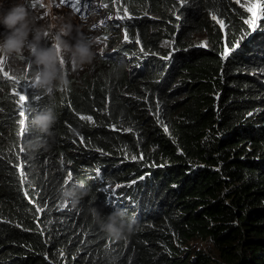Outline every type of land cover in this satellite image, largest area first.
<instances>
[{
  "label": "trees",
  "instance_id": "trees-1",
  "mask_svg": "<svg viewBox=\"0 0 264 264\" xmlns=\"http://www.w3.org/2000/svg\"><path fill=\"white\" fill-rule=\"evenodd\" d=\"M124 1L120 49L135 65L64 69L50 150L25 147L49 99L27 89L18 128L17 106L0 94V264H264V19L248 35L235 0ZM200 33L204 49L189 43ZM72 185L90 190L76 207L60 195ZM114 203L138 222L120 242L92 213Z\"/></svg>",
  "mask_w": 264,
  "mask_h": 264
},
{
  "label": "clouds",
  "instance_id": "clouds-1",
  "mask_svg": "<svg viewBox=\"0 0 264 264\" xmlns=\"http://www.w3.org/2000/svg\"><path fill=\"white\" fill-rule=\"evenodd\" d=\"M36 2L45 6L43 0ZM32 6L33 0H20L4 10V4L0 2V25L8 30L5 38L0 40V69L10 57L20 58L26 52L31 60V87L37 90L40 97L49 99L48 104L33 113L30 121L31 128L39 135L34 141L27 142L25 147L26 151L36 153L50 150L54 143L53 129L57 124L58 114L51 101L56 93L67 89L69 83L63 60L67 58L73 69H83L85 65L92 63L97 53L94 51L95 38L79 32L72 37L73 28L70 23L59 26L38 25L30 12ZM51 6L52 0H49L45 15L51 14ZM52 28H57L54 36L51 34ZM69 38L74 42H70ZM42 41L50 42V46L42 44ZM14 74L19 80L26 78L22 71ZM60 195L63 202L76 207L90 195V190L83 185H72L62 188ZM92 213L100 229L116 242L130 238L138 223L135 216L124 208L114 207V211L107 216H102L96 208L92 209Z\"/></svg>",
  "mask_w": 264,
  "mask_h": 264
},
{
  "label": "rangeland",
  "instance_id": "rangeland-1",
  "mask_svg": "<svg viewBox=\"0 0 264 264\" xmlns=\"http://www.w3.org/2000/svg\"><path fill=\"white\" fill-rule=\"evenodd\" d=\"M4 4V10H7L14 4L20 2V0H0ZM240 3L241 6L248 13L249 18L251 14L247 11L248 7L253 4L264 5L263 0H235ZM49 0H43L45 6H41V3L33 0V6L30 8L31 15L37 20L38 25L48 26L55 24L57 26L61 24L70 23L73 28L72 37H75L77 33H83L86 36L94 37L96 40V46L94 51L97 53L95 59L92 61H98L99 59L114 60L119 63L125 64L128 69L130 66L135 65L132 61V57L124 54L123 50L120 49V45L127 42L126 34L120 27L121 20L129 16V10L124 0H52L51 14L45 15L47 11V4ZM142 14L148 18L156 19L155 16L142 12ZM55 17V19H53ZM57 28L51 29V34L54 36ZM8 34V30L0 25V40H3ZM31 39V36L29 37ZM70 42H74L71 38ZM190 45L193 46H205L207 44L206 37L204 34H195L192 36ZM42 44L50 46V42L42 41ZM163 46H168V43L164 42ZM226 50H224V53ZM135 53V51H134ZM91 63V64H92ZM31 64L30 57L25 52L22 57L17 58L15 56L10 57L4 64V67L0 69V79L10 81V85L2 88L0 86V94L6 93L14 102V106H17L15 116L20 119L18 128L24 125V120L28 115V107L31 103V98L27 94V89L34 90L31 87V76L32 69L29 67ZM64 69L67 70L68 74L79 76L90 67L91 64L85 65L83 69H73L70 61L65 58L63 60ZM22 71L25 74L24 80H19L14 72ZM14 93H19L26 97L25 104L21 105L18 100V96ZM23 109V111H21ZM23 121V122H22ZM19 131V130H18ZM59 167L63 171V176L66 181H70L72 177L71 170L64 163H59ZM49 170L52 171L54 165L48 166ZM70 177V179H69ZM74 180V179H73ZM73 184V183H72ZM118 186V185H116ZM112 186H99L98 192L102 194H111V191L116 187ZM115 204V203H114ZM112 204L111 207L117 206L119 208L133 209L127 204L118 206V204ZM135 208V207H134ZM189 246L193 249L203 250L209 252L208 246L204 242L193 241L189 243Z\"/></svg>",
  "mask_w": 264,
  "mask_h": 264
},
{
  "label": "snow or ice",
  "instance_id": "snow-or-ice-1",
  "mask_svg": "<svg viewBox=\"0 0 264 264\" xmlns=\"http://www.w3.org/2000/svg\"><path fill=\"white\" fill-rule=\"evenodd\" d=\"M61 2L63 3V0H61ZM247 11L251 14L250 18L248 20H246V23L249 25V29L246 30V32L248 33V35H250L252 32L258 30L259 28V21L261 19H264V5H260V4H253L251 7L247 8ZM219 22V21H218ZM224 25L221 22V28H223ZM237 47L239 46V42H237ZM235 49L233 48L232 51H234ZM230 54L229 51H226L224 53V57L227 58V56ZM15 95L18 96V100L19 103L21 105L25 104V100L26 97L24 95H21L19 93H14ZM21 111H23V109H21ZM90 119V118H89ZM23 122V121H22ZM27 126L22 130V134L27 132ZM98 171V170H97ZM70 179V177H69ZM118 200L121 198H117Z\"/></svg>",
  "mask_w": 264,
  "mask_h": 264
},
{
  "label": "water",
  "instance_id": "water-1",
  "mask_svg": "<svg viewBox=\"0 0 264 264\" xmlns=\"http://www.w3.org/2000/svg\"><path fill=\"white\" fill-rule=\"evenodd\" d=\"M195 48L204 49V46H196Z\"/></svg>",
  "mask_w": 264,
  "mask_h": 264
}]
</instances>
